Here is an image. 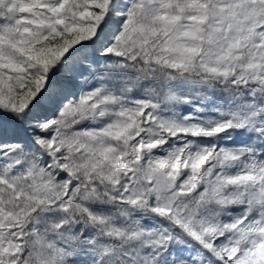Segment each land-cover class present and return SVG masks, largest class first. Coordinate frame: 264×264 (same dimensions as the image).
<instances>
[{
	"label": "snow or ice",
	"instance_id": "6c2138e0",
	"mask_svg": "<svg viewBox=\"0 0 264 264\" xmlns=\"http://www.w3.org/2000/svg\"><path fill=\"white\" fill-rule=\"evenodd\" d=\"M0 264H264V0H0Z\"/></svg>",
	"mask_w": 264,
	"mask_h": 264
}]
</instances>
